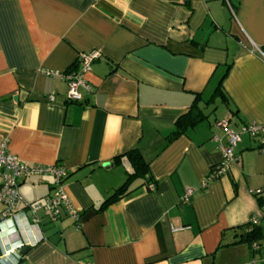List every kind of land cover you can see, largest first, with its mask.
Masks as SVG:
<instances>
[{
  "label": "crops",
  "instance_id": "crops-1",
  "mask_svg": "<svg viewBox=\"0 0 264 264\" xmlns=\"http://www.w3.org/2000/svg\"><path fill=\"white\" fill-rule=\"evenodd\" d=\"M227 2L235 18L225 0H0V141L25 164L65 166L64 190L80 212L78 228L43 215L39 228L22 229L21 239H40L18 264H242L264 255V239L254 250L241 228L252 218L264 225L259 140L242 135L227 171L202 186L222 159L214 122L264 124V0ZM92 50L100 57L70 101L66 82L44 71H69ZM228 64L223 95L214 94ZM216 100L219 116L201 110L205 119L168 142L193 102ZM134 148L156 188L136 181L100 207L125 182L123 154ZM18 190L37 202L50 182L26 178Z\"/></svg>",
  "mask_w": 264,
  "mask_h": 264
},
{
  "label": "built area",
  "instance_id": "built-area-1",
  "mask_svg": "<svg viewBox=\"0 0 264 264\" xmlns=\"http://www.w3.org/2000/svg\"><path fill=\"white\" fill-rule=\"evenodd\" d=\"M225 1L231 16L235 18L234 7L227 0ZM99 57L100 54L96 50L80 53L75 67L71 70L63 73L47 70L44 73L59 76L64 80L67 85V99L78 101L80 99L79 88L86 85L84 74L90 70L92 63ZM48 99L52 101L54 98L50 96ZM214 127L222 132V137L225 139L223 141L222 137L216 134L212 136V139L218 143L222 159L210 170L202 182V186L206 185L208 179L217 178L227 171L229 163L235 160L234 148L242 135L257 138L260 142V150L264 153V124L247 121L234 129L229 120L221 119L214 122ZM7 141L6 137L0 141V203L3 205V210L0 212V264H18L22 259L21 251L23 248L35 244L40 239H21L20 232L22 229L39 228L43 215L54 219L68 217L78 228L80 212L73 206L64 190V181L68 176V170L65 166L60 163L52 165L25 164L7 152ZM26 178H35L39 184L50 182L49 193L40 201H26L18 190L19 182ZM147 189L153 191L155 184L148 183ZM190 193L191 190H187L180 198L181 202H187ZM260 210L264 213V201H261ZM260 223L259 218H252L249 226H257ZM251 247L257 250L259 245L257 242H252ZM242 264H264V255L258 260Z\"/></svg>",
  "mask_w": 264,
  "mask_h": 264
},
{
  "label": "trees",
  "instance_id": "trees-1",
  "mask_svg": "<svg viewBox=\"0 0 264 264\" xmlns=\"http://www.w3.org/2000/svg\"><path fill=\"white\" fill-rule=\"evenodd\" d=\"M229 67L230 64L227 65V69L220 78L219 83L214 90V94L223 95V89L221 84L227 74ZM204 117L205 116L202 113L201 109L196 105L195 102H193L188 108V110L176 119L173 130L171 131L170 135L167 136L168 142L173 141L176 137L183 134L188 128L194 126L196 123L205 119ZM123 156L126 157L129 161L131 169L126 174L125 182L120 187L116 188L113 192H111L102 201L100 207H104L105 205L118 201L120 198L124 197L137 187L143 185L147 186V184L150 182L154 183L156 188L155 181L152 180L149 175V162L144 159L143 155L140 153L139 150L135 148L131 149L125 152ZM117 159H119V157L114 159V163H118ZM136 181H138L137 187H132V185ZM260 204L261 201L259 200V205ZM241 228H244L243 239L247 241L250 245L252 244V242L264 239V225H257L252 227L249 225H244L241 226Z\"/></svg>",
  "mask_w": 264,
  "mask_h": 264
},
{
  "label": "rangeland",
  "instance_id": "rangeland-1",
  "mask_svg": "<svg viewBox=\"0 0 264 264\" xmlns=\"http://www.w3.org/2000/svg\"><path fill=\"white\" fill-rule=\"evenodd\" d=\"M205 98L208 99V95ZM219 109H221V105L220 102L216 100L214 101V103H211L208 107H205L201 110L204 112V114H207L208 119L210 121L213 120L215 116H219L217 113Z\"/></svg>",
  "mask_w": 264,
  "mask_h": 264
},
{
  "label": "water",
  "instance_id": "water-1",
  "mask_svg": "<svg viewBox=\"0 0 264 264\" xmlns=\"http://www.w3.org/2000/svg\"><path fill=\"white\" fill-rule=\"evenodd\" d=\"M109 166H111V164H109ZM126 189V188H125Z\"/></svg>",
  "mask_w": 264,
  "mask_h": 264
}]
</instances>
